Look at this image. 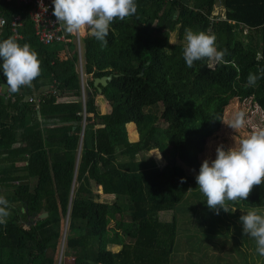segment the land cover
Returning a JSON list of instances; mask_svg holds the SVG:
<instances>
[{
  "label": "trees",
  "instance_id": "trees-1",
  "mask_svg": "<svg viewBox=\"0 0 264 264\" xmlns=\"http://www.w3.org/2000/svg\"><path fill=\"white\" fill-rule=\"evenodd\" d=\"M93 1L105 6L82 41L83 98L74 45H43L29 7L0 0V264H58L62 244L60 264H179L190 248L159 218L186 197L178 150L233 98L264 97V0ZM192 35L201 48L186 49ZM155 150L165 166L143 156Z\"/></svg>",
  "mask_w": 264,
  "mask_h": 264
},
{
  "label": "rangeland",
  "instance_id": "rangeland-1",
  "mask_svg": "<svg viewBox=\"0 0 264 264\" xmlns=\"http://www.w3.org/2000/svg\"><path fill=\"white\" fill-rule=\"evenodd\" d=\"M222 7L218 8L219 15L223 13ZM186 38L183 43L187 50L201 48L200 41L193 35ZM176 40L175 34L171 33L169 43L175 44ZM215 61V51L211 50V68ZM3 89L7 90L5 86ZM97 103L106 107L102 95ZM134 130L130 126L127 128L132 140L136 139ZM195 132L198 144L183 146L178 150V160L173 159V164L176 160L174 171L186 191V197L176 209L181 233L178 241L190 248L182 253L185 256H181L179 264H198L197 256H202L203 264H264V247L257 249L258 254L254 247L264 230V205L260 206L264 202V97L233 98L221 107L214 121L198 123ZM143 156L155 158L160 166L167 163L157 150L145 152ZM173 217V212L159 216L163 223H171ZM195 218L202 220L201 226L205 229L206 255L198 252L203 248L194 245L197 236H187L189 225H196ZM243 225L248 229L241 228ZM261 237L264 240V235ZM240 242L246 248H240ZM63 249L60 248L61 258ZM207 254H219L222 258L225 255L226 259L219 258L213 263ZM62 263L75 264L74 256L65 255Z\"/></svg>",
  "mask_w": 264,
  "mask_h": 264
},
{
  "label": "built area",
  "instance_id": "built-area-1",
  "mask_svg": "<svg viewBox=\"0 0 264 264\" xmlns=\"http://www.w3.org/2000/svg\"><path fill=\"white\" fill-rule=\"evenodd\" d=\"M29 7V14L34 25L35 35L43 45L54 43L73 44L78 55V73L81 78V93L84 98V75L82 62V41L90 26L99 22L95 17L101 15L103 3L93 0H8ZM6 19L0 15V29L6 25ZM20 15L14 17L12 31L15 38H22L20 29L23 26ZM91 23V24H89ZM5 91L0 84V96ZM84 115V110H83ZM4 201L0 192V205Z\"/></svg>",
  "mask_w": 264,
  "mask_h": 264
},
{
  "label": "crops",
  "instance_id": "crops-1",
  "mask_svg": "<svg viewBox=\"0 0 264 264\" xmlns=\"http://www.w3.org/2000/svg\"><path fill=\"white\" fill-rule=\"evenodd\" d=\"M22 36V35H21ZM20 39H22V38H20ZM82 62H83V58H82ZM84 63V62H83ZM77 68H78V61H77ZM84 78V77H83ZM85 83V82H84ZM104 99V98H103ZM99 105V104H98ZM101 107V112L102 113H105V112H107L108 111V107H107V104H106V107H103V106H100ZM130 126V128L131 129H135L134 130V134L133 135H135V137H136V139H130L129 138V136H128V139L130 140V141H136V140H138V132H137V129H136V125H135V123L133 122V123H129V124H127L126 125V129L128 128ZM128 133V132H127ZM134 137V136H133ZM100 189H102L101 187H100ZM255 207V206H254ZM173 213H174V217H173V220H174V218L176 219V221H177V228H178V237L181 235V233H180V231H179V220H178V214H179V212H178V210H175V211H173ZM250 216V215H249ZM195 221H196V225L195 226H193L192 227V225H189L190 226V228H188V237L189 236H191V235H195V236H197L196 237V239H194V242H195V244L194 245H197V246H199L200 248H203V251H198V252H201V253H203V255H206V251H207V244H205V240H204V238H203V234H204V228L201 226V224H202V220H198V219H196L195 218ZM244 227H245V229L247 230L248 229V227L247 226H245V225H243ZM186 234H187V232H185ZM183 234V233H182ZM212 243H214V242H211V244ZM242 247H244L243 246V244H240V248H242ZM217 251H218V249L216 248V247H214ZM223 248V247H222ZM194 249H196V247H194ZM197 252V253H198ZM206 252V253H205ZM227 253V252H226ZM225 253V254H226ZM190 254V253H189ZM227 254H229V253H227ZM207 256H208V258L213 262V263H215V261H219V258L220 259H226L225 258V255L223 256V258H222V256H220L219 254H207ZM195 258H196V256H195ZM218 258V259H217ZM197 259L198 260H195V261H197L198 262V264H203V262H202V256H200V258H199V256H197ZM207 263V262H206ZM195 264H196V262H195ZM230 264H234V262L233 263H231L230 262Z\"/></svg>",
  "mask_w": 264,
  "mask_h": 264
},
{
  "label": "water",
  "instance_id": "water-1",
  "mask_svg": "<svg viewBox=\"0 0 264 264\" xmlns=\"http://www.w3.org/2000/svg\"><path fill=\"white\" fill-rule=\"evenodd\" d=\"M142 75V73L140 74V76ZM116 77H118V75H115ZM114 79V75H110V76H104V77H101V78H95L94 79V86L98 89V92L99 94H102L103 93V89L104 87H107L109 85L110 82H112ZM75 176H76V172L74 174V180H75ZM73 180V182H74ZM23 183H26V182H22ZM47 217V213L46 212H43L42 214H40L36 221L37 220H40V219H44ZM67 226H68V219H67ZM66 230H67V227H66ZM63 239H64V235H63ZM61 248H63V244L61 246ZM60 261H61V255H60V258H59V261H58V264H60Z\"/></svg>",
  "mask_w": 264,
  "mask_h": 264
}]
</instances>
